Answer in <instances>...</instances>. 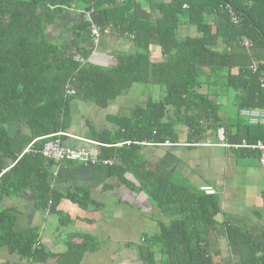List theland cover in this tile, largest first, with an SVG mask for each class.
Segmentation results:
<instances>
[{
	"label": "trees",
	"instance_id": "16d2710c",
	"mask_svg": "<svg viewBox=\"0 0 264 264\" xmlns=\"http://www.w3.org/2000/svg\"><path fill=\"white\" fill-rule=\"evenodd\" d=\"M142 1L159 14L157 21L134 18V4ZM68 10L84 15L105 12L108 28L120 37H131L135 53H116L113 65L101 66L93 61L97 47L91 36L75 34L72 42L49 40L47 27ZM182 27L195 34L181 38ZM244 38L252 43L250 48L242 45ZM154 47L162 60L151 58ZM263 84L264 0H0V156L12 161L0 178V200L34 188L38 210L57 213L62 200L87 208L93 203L89 192L63 195L52 189L49 179L58 163L44 159V145L56 138L64 144L63 135L73 123L74 100L107 108L135 85L161 86V100L115 117L118 130L96 133L94 140L101 144L96 156L112 161L108 166L112 176L146 192L152 204L171 218L156 236L145 239L147 249L155 248L166 264H214L202 245L210 232L218 230L219 199L194 189L177 173L151 168L142 154L143 143L151 147L178 143L179 125L189 130V144L211 128L215 132L223 128L230 145L264 142V126L248 124L242 126L245 133H232L219 125L222 110L210 99L234 101L240 120L241 110L264 109ZM204 88L207 93L201 92ZM16 123L37 140L22 156L13 153L7 128ZM17 214L13 209L0 210V251L7 250L21 263L0 264L50 260L81 264L87 253L99 248L93 237L74 235L80 243H71L64 254L49 253L40 245L37 229L17 230ZM227 234L243 264H264V231L261 240L237 227H228Z\"/></svg>",
	"mask_w": 264,
	"mask_h": 264
},
{
	"label": "crops",
	"instance_id": "0c3cea01",
	"mask_svg": "<svg viewBox=\"0 0 264 264\" xmlns=\"http://www.w3.org/2000/svg\"><path fill=\"white\" fill-rule=\"evenodd\" d=\"M168 1V0H167ZM136 20L155 22L159 14L149 7L145 1L137 2L133 7ZM93 23L101 31V41L93 55L94 63L101 66L114 64L116 53H135L136 49L131 37H120L108 28L105 12L91 13ZM89 23L85 15L68 10L58 17L57 21L47 27L49 40L72 42L75 34L90 37ZM192 28L182 27L181 38L194 35ZM151 58L162 60L160 50L154 47ZM123 97H127L135 89ZM147 88V87H146ZM147 90V89H146ZM202 93H207L204 88ZM163 97V96H162ZM161 97V98H162ZM122 98V97H120ZM118 98V99H120ZM146 105L152 96L142 97ZM112 101L107 108L74 100L71 104L72 127L64 134V145L77 149H89L97 158L100 143L94 140L96 133L114 132L118 126L112 121L115 117L128 115L135 108H128L122 114L117 103ZM220 106L222 112L218 116L219 125L231 129L232 133H245L242 126L248 125L246 119L232 116L227 109L234 106V101L227 97H210ZM236 111V110H235ZM238 114V112H236ZM235 113V115H236ZM97 120V122H95ZM77 121H81L77 123ZM243 121V122H242ZM213 122L208 121L206 124ZM213 125V124H212ZM8 132L13 139V153L22 156L35 141L31 133L19 123L11 124ZM178 143L189 144V130L186 126L176 127ZM239 129H243L240 130ZM223 128L215 132L213 128L203 134L198 146L151 147L145 146L142 154L147 157L151 168L158 167L167 173H177L191 187L199 191L212 189L220 202L221 213L217 216L218 230L210 232L207 247L214 264H243L240 251L231 246L227 228L237 227L253 236L254 240L262 239L264 231V170L258 162V153L246 149L226 147L222 140ZM145 152V153H144ZM12 161L0 156V178L11 169ZM49 179L52 189L67 195L87 191L93 201L87 208H81L68 200H62L57 213L37 209L38 192L28 188L16 196L0 200V210L13 209L17 214V230L37 229L40 245L52 254H64L71 243H80L74 235H88L99 242V248L87 253L81 264H166L158 251L147 249L145 239L156 236L161 225H169L171 218L161 213L151 202L146 192H138L132 187L120 183L110 174L109 168L101 165L84 166L78 163L63 161L52 169ZM131 180V177H129ZM135 189L138 185L135 184ZM76 207H71V205ZM154 255V258L149 254ZM151 258V259H150ZM50 260L43 264H59ZM21 263L19 257L10 255L7 250L0 251V263ZM22 264H28L22 262Z\"/></svg>",
	"mask_w": 264,
	"mask_h": 264
},
{
	"label": "built area",
	"instance_id": "2783aa9c",
	"mask_svg": "<svg viewBox=\"0 0 264 264\" xmlns=\"http://www.w3.org/2000/svg\"><path fill=\"white\" fill-rule=\"evenodd\" d=\"M85 19L89 23L90 27V36L93 40V44L95 47H98L101 41V31L100 29L93 23L91 18V13H87L85 15ZM234 21L237 22L236 17H234ZM242 45L246 48H250L252 46V43L247 39L244 38L241 41ZM77 59H80L78 56ZM81 62H83L82 59H80ZM253 70H256V66L252 67ZM264 87V84H263ZM74 93V92H71ZM239 115L241 118L246 119L249 125L252 126H264V109H244L239 112ZM62 135V134H60ZM58 135V136H60ZM222 140L224 139V132L221 133ZM37 141V140H36ZM34 141L31 146H29L26 150H24L23 154L28 153L34 143ZM130 144V142H128ZM144 145H147L146 143H143ZM122 144H119L118 146H121ZM160 146L165 147H180V146H198V144H180V143H171L170 141L165 142L164 144H161ZM226 147L233 148L236 150L239 149H246L251 151H256L258 153V162L260 167L264 170V142L258 141L256 143L250 144L247 141H243L241 144L236 145H230L226 143ZM42 156L47 161H52L55 163H60L63 161H69L78 163L84 166H95V165H101V166H112V161H106V160H100L93 156L92 152L89 149H77V148H71L65 146L60 139H52L49 142H47L42 151ZM206 195L214 196L216 192L212 189H207L204 191ZM264 196V195H263ZM49 211V210H47ZM264 254V252H263Z\"/></svg>",
	"mask_w": 264,
	"mask_h": 264
},
{
	"label": "rangeland",
	"instance_id": "374dc122",
	"mask_svg": "<svg viewBox=\"0 0 264 264\" xmlns=\"http://www.w3.org/2000/svg\"><path fill=\"white\" fill-rule=\"evenodd\" d=\"M145 92H146V95L152 96L153 101L161 100V97L164 95V89L161 86L138 85L135 87L132 93L129 94L127 97H122L118 99L117 103L119 104V108L122 114H125L126 110H129L128 108L130 107L132 108L134 105L142 104L141 103L143 100L142 97L145 95ZM235 110L236 108H234V106H231L230 109H227L228 113H230V115L232 116H236ZM80 122L81 121H77V123H80ZM95 122H97V120H95ZM71 207H76V206L71 205Z\"/></svg>",
	"mask_w": 264,
	"mask_h": 264
}]
</instances>
